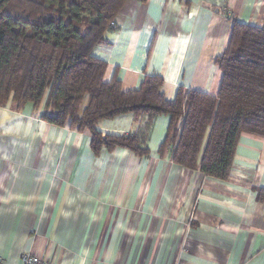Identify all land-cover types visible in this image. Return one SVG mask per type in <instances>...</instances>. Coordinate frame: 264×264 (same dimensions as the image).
<instances>
[{"label": "crops", "instance_id": "1", "mask_svg": "<svg viewBox=\"0 0 264 264\" xmlns=\"http://www.w3.org/2000/svg\"><path fill=\"white\" fill-rule=\"evenodd\" d=\"M234 20L264 26V0H127L93 54L124 90L161 74L164 91L216 94L215 62ZM44 105H0V255L54 264H264V135L243 132L230 175L220 179L175 163L159 149L170 116L156 118L149 154L90 148L88 129L41 119ZM139 127L132 113L98 129ZM261 189L262 197H258Z\"/></svg>", "mask_w": 264, "mask_h": 264}, {"label": "trees", "instance_id": "2", "mask_svg": "<svg viewBox=\"0 0 264 264\" xmlns=\"http://www.w3.org/2000/svg\"><path fill=\"white\" fill-rule=\"evenodd\" d=\"M126 1L0 0V105H44L41 119L88 129L95 155L118 148L148 155L156 118L169 115L161 156L227 179L241 134L264 135V26L233 21L228 44L215 58L222 72L216 94L180 87L170 99L161 74H147L128 90L117 73L104 79L107 62L93 51L109 42ZM125 113L134 114L136 131L98 129L102 120Z\"/></svg>", "mask_w": 264, "mask_h": 264}, {"label": "built area", "instance_id": "3", "mask_svg": "<svg viewBox=\"0 0 264 264\" xmlns=\"http://www.w3.org/2000/svg\"><path fill=\"white\" fill-rule=\"evenodd\" d=\"M112 25H114V22H112ZM21 262L22 264H54L49 258L35 253L23 254L21 258ZM0 264H6L5 260L1 255H0Z\"/></svg>", "mask_w": 264, "mask_h": 264}]
</instances>
